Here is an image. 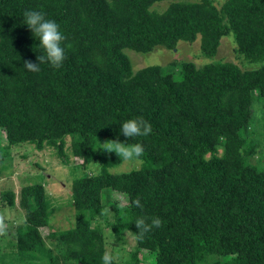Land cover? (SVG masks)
Wrapping results in <instances>:
<instances>
[{"label":"trees","instance_id":"1","mask_svg":"<svg viewBox=\"0 0 264 264\" xmlns=\"http://www.w3.org/2000/svg\"><path fill=\"white\" fill-rule=\"evenodd\" d=\"M162 1L0 0V172L24 143L80 161L70 190L75 225L48 232L56 208L44 184L22 187L25 217L12 233L6 222L0 264H103L108 228L110 246L124 245L127 232L136 241L123 264H264V158L251 159L264 148L252 136L264 106V0H173L164 9ZM26 10L60 25L59 69L24 67L44 54ZM225 36L242 65L217 58ZM198 39L202 63L134 71L126 52ZM137 117L152 132L127 139L121 124ZM115 139L143 145L140 167L109 170L125 161L103 152ZM0 200L17 207L12 189ZM140 217L162 226L141 238Z\"/></svg>","mask_w":264,"mask_h":264},{"label":"rangeland","instance_id":"2","mask_svg":"<svg viewBox=\"0 0 264 264\" xmlns=\"http://www.w3.org/2000/svg\"><path fill=\"white\" fill-rule=\"evenodd\" d=\"M172 1L164 0L160 2V7L164 9L168 5L167 3ZM230 40L234 42L233 37L225 36L222 38L217 58H224L225 60L242 65L241 59L236 57L234 49L231 47L232 42ZM200 45L201 42L198 39L192 43L179 41L177 45L178 49L175 48L173 50L164 46H158L147 54H142L131 49H127L126 52L132 60L134 71H138L152 64L167 66L172 61L192 60L202 63L206 60H203L199 55L201 53ZM255 114L260 115L256 120V128L252 136L256 141H260L264 145V106L261 105ZM12 156L11 165L0 172V194L1 191L8 189L16 192L17 207L3 206L0 200V215L4 216L5 225L11 224V233L15 231L19 223L23 222L26 213L19 204L20 191L22 187L32 183L44 184L52 205L56 208L55 213L50 217V226L47 228V231L49 232L51 228L59 230L63 228L66 230L73 227L75 225L76 213L72 204L70 190L73 180L80 174V169L77 167L80 161L75 158L74 161L65 163L61 157L55 154V149L46 147L43 150H38L33 144L29 143H24L19 147L13 148ZM263 158L264 148L261 147L259 152L253 155L251 159L253 162H257L263 160ZM135 160L123 161L109 168V170L111 172H127L140 167L142 161L140 159ZM5 165L8 164L5 163ZM112 199H117L120 202L123 200L122 196L116 193L112 195ZM111 213L109 212L110 217ZM104 233L105 239L108 240L106 251L111 254L113 261L123 264L128 252L135 248L136 241L134 237L130 232H127L123 240L125 241L124 245L121 241H118L117 243H113L114 246H110L109 242L115 241L116 237L110 228L106 229ZM5 243L6 241H1L2 245Z\"/></svg>","mask_w":264,"mask_h":264},{"label":"clouds","instance_id":"3","mask_svg":"<svg viewBox=\"0 0 264 264\" xmlns=\"http://www.w3.org/2000/svg\"><path fill=\"white\" fill-rule=\"evenodd\" d=\"M24 24L31 30L33 36L38 37L39 45L44 49V54L37 55L38 62L30 60L24 61V67L32 72H39V65L48 63L52 67L59 69L65 60V46H62L66 37L60 31V25L51 19H47L41 11L26 10L24 13ZM66 47H71L70 44ZM120 131L129 139L138 136H148L152 132L151 124L143 117L128 119L121 124ZM101 144V143H100ZM103 152L115 153L119 158L128 161L139 159L144 154V147L141 143L126 144L119 139L106 140L102 144ZM96 150V149H94ZM137 207H143L139 199L135 202ZM150 219V222H149ZM135 226L138 229V234L142 238L152 228L162 226V221L159 217L144 218L140 217L135 220ZM6 234L5 218L0 215V236ZM112 256L109 252H105L102 256L103 264H112Z\"/></svg>","mask_w":264,"mask_h":264}]
</instances>
